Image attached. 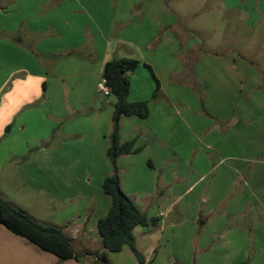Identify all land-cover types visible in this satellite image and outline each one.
Wrapping results in <instances>:
<instances>
[{"label": "rangeland", "instance_id": "374dc122", "mask_svg": "<svg viewBox=\"0 0 264 264\" xmlns=\"http://www.w3.org/2000/svg\"><path fill=\"white\" fill-rule=\"evenodd\" d=\"M112 2L110 0L108 8L117 5ZM166 2L167 25L158 27L152 16L142 21L141 8L136 7L131 20L125 25L114 24L110 35L114 44L122 33L121 38L135 59L153 66L163 80L160 93L151 98L154 106L151 120L159 124L161 111L157 108L159 104L167 106V166L153 170L149 165L150 158L158 154L153 142L155 137L160 138L159 133L148 136L150 148L137 156L124 157L120 167L118 165L120 178L127 185L126 191L139 205L146 207L150 220L149 226L139 229L144 234H138V248L145 258L153 253L156 255L157 260L153 257L149 264H170L179 250L183 253L176 259L181 261L186 249L180 247L186 244L193 247L190 258L195 257V263L198 257L206 254L218 257L220 252L227 251L229 256H235L234 264H264V220L248 214L245 222L236 216L243 209L254 210L258 205L245 202V197L240 195L244 174L234 175V170L241 168L244 161L249 167L264 166V0ZM69 3L76 5L80 18L86 16L87 0H70ZM111 13L112 10L109 16ZM78 24L76 22V28ZM84 34L90 36L89 30ZM24 42L28 44L27 40ZM165 61L168 63L167 76L162 71ZM143 70L154 85L149 71ZM21 73H15L13 78L20 77ZM49 73L51 75V70ZM71 89L62 85L60 90L56 86L55 91L44 92L26 108L30 109L24 117L29 143L50 131L47 130L48 121L55 113L53 105L56 100L60 101L58 98L62 102L82 99L79 90ZM98 91V105L102 107L107 100L111 107L116 99L105 97L99 88ZM84 131L77 127L70 138L65 139L62 126L50 143H54L56 150L60 143L68 151L75 150L80 159L76 178L79 181L82 177V185L90 180L96 193L101 190L102 174L106 171L111 174L112 167L104 148L96 145ZM15 167H7L2 177H14ZM29 176L33 178L30 172ZM157 177L160 179L156 180ZM142 180H153V185L148 188L147 182L142 185ZM10 181L9 187L0 188L5 200L29 209L36 202L47 200L36 191L33 183L23 186V194L27 196L25 200L19 199L12 190L16 188L13 183L20 187L22 184L19 179ZM77 204L80 206L79 198ZM227 209L233 212L225 222L209 216L213 210ZM160 212L165 216H159ZM199 215L209 217L211 222L203 236L197 232L201 227L196 219ZM228 227L233 233V249H218V238L209 244L208 250L202 251L203 245L202 248L195 246L196 241L204 237L205 240L210 239V235L222 237L220 231L228 233Z\"/></svg>", "mask_w": 264, "mask_h": 264}, {"label": "crops", "instance_id": "0c3cea01", "mask_svg": "<svg viewBox=\"0 0 264 264\" xmlns=\"http://www.w3.org/2000/svg\"><path fill=\"white\" fill-rule=\"evenodd\" d=\"M69 1L0 0V188L9 187L12 184L10 180L19 179L22 187L13 183L16 188L12 189L19 199L25 200L27 196L23 194V186L33 183L36 191L47 200L38 201L32 209H29L25 205L5 200L1 191L0 197L14 208L22 210L36 223L60 227L74 251L80 256V260L62 261L27 238L9 231L0 223V264H95L98 260L96 256L101 254L107 256L110 264H140L128 246L118 253L107 252L102 246L98 222L108 214L112 205L111 197L103 189L104 180L110 175V171L102 174L101 190L94 193L90 180L88 184L82 185V177L79 181L76 178L80 159L75 155V150L68 151L61 143H58L60 147L56 150L54 143L50 141L62 126L65 139L70 138V133L75 128L81 127L85 130L84 134H90L96 145L100 144L102 149L104 148V154L108 157L109 139L107 142V138L112 128L111 119L115 102L111 103V107H108L107 100L102 107L98 105L100 100L98 84L103 78V70L107 62L115 58L135 59L134 53L126 47V43L121 38L122 33L120 38L112 43L110 39L112 29L116 23L125 25L127 20H131L136 7L141 8L142 21L152 16L154 24L156 23L158 27L167 25L168 5L166 0H113L117 5L112 6L111 9L108 8L110 0H87L86 16L80 18L76 5ZM110 10L112 13L109 16ZM76 22L79 23L78 28ZM86 29L89 30L90 36L84 34ZM17 37L21 38V42L16 40ZM25 40L28 44L24 42ZM166 55L167 53L163 54L165 57ZM144 63L141 61L138 68L129 76L128 99L130 102L148 101L150 115L145 119L124 117L120 123L122 142L135 140V148H140L141 151L137 154L121 156L118 165L120 167L124 157L137 156L150 148L152 144L149 145L148 136L159 133L160 138L155 137L153 142L158 150V154L155 155L157 157L150 158L149 161V165L155 170L167 166L168 144L165 140L168 127L167 106L159 104L157 108L161 111L159 124L156 120H151L154 108L151 98L156 81ZM151 67L162 88L163 80L159 77L158 71ZM143 69L149 71L154 85ZM167 70L168 63L165 61L162 71L166 76ZM17 72H22L20 77L13 78ZM60 85H66L70 89L72 87L74 91L79 90L82 99L62 102L61 98H58L60 101L56 100L53 105L55 113L51 116V121H48L50 126L47 130L50 131L41 135L42 137L37 141L29 143L26 138L27 124L24 117L30 109L26 110V108L44 92L55 91L56 86L61 90ZM166 97L168 101V95ZM30 150H32L31 156ZM10 166H17L14 171L16 176L2 177L4 170ZM29 172L34 179H30ZM241 172L244 174V179L243 191L240 195L245 197V202H256L258 207L250 211L243 209L242 213L236 216L242 217L245 222L248 214L259 216L264 220V166L249 167L244 161L241 168L234 170L235 177ZM159 179L160 177L156 180ZM143 182H147L145 186L148 188L153 185V180H142V185ZM121 185L123 191L139 209L146 213V207L139 205L126 191L127 185L122 180ZM78 198L80 206L77 204ZM231 212L233 211L213 210L209 216L225 222L232 216ZM161 213L163 212H160L159 216ZM197 218L201 225L197 232L198 235L203 236L207 233V226L211 222L209 217L199 215ZM142 228L144 227L135 229L136 250L144 258L145 264H149L153 257L155 260L157 257L153 253L145 258L144 253L139 250L137 238L138 234H144L139 230ZM228 230V233H224V230L220 231L222 237L215 233L216 236L210 235L208 240L204 237L203 240L196 241L195 246L202 248L203 245L202 251L208 250L209 244L212 245L218 238L219 241L216 242L218 249L231 250L235 244L231 239L233 233L230 227ZM180 248L186 249L184 257H181V261L176 259L183 253L179 250L176 252L177 255H174L176 257H172L170 264H234L236 261L235 256L231 257L227 251H223L218 257L207 254L203 258L198 257L195 263L196 258H190L194 253L193 247L191 245L187 247L186 244L185 247ZM160 264H168V262Z\"/></svg>", "mask_w": 264, "mask_h": 264}, {"label": "trees", "instance_id": "16d2710c", "mask_svg": "<svg viewBox=\"0 0 264 264\" xmlns=\"http://www.w3.org/2000/svg\"><path fill=\"white\" fill-rule=\"evenodd\" d=\"M16 40L21 42V38ZM141 61L133 58H115L107 62L103 70V79L111 89V95L116 101L112 112V128L108 136V157L112 172L103 183L104 192L111 197L112 205L108 214L98 222L103 248L107 252H121L128 246L140 264H145L144 258L136 250L135 229L149 226L150 220L135 202L123 191L119 175L118 162L123 155L137 154L140 148H135V140L122 142L120 123L124 117H139L145 119L150 115L148 101L130 102V80ZM156 81V91L153 97L160 93V82L152 67L144 63ZM9 129V127L7 128ZM156 221V220H153ZM0 223L16 235L27 238L39 248L56 255L60 260H80V256L72 248L69 239L62 229L55 225H41L33 221L22 210L16 209L0 197ZM95 264H110L105 254L97 255ZM178 264V263H175Z\"/></svg>", "mask_w": 264, "mask_h": 264}, {"label": "built area", "instance_id": "2783aa9c", "mask_svg": "<svg viewBox=\"0 0 264 264\" xmlns=\"http://www.w3.org/2000/svg\"><path fill=\"white\" fill-rule=\"evenodd\" d=\"M98 88L100 90V92L103 93L104 96L109 97L111 95V89L110 87L107 85L106 80L102 79V82H100L98 84ZM164 213H161V216H164Z\"/></svg>", "mask_w": 264, "mask_h": 264}]
</instances>
